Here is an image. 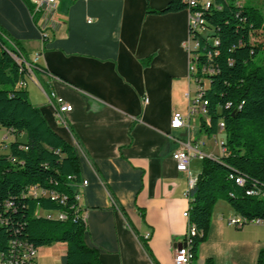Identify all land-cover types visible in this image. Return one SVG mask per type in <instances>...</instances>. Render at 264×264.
Masks as SVG:
<instances>
[{"label":"crops","instance_id":"0c3cea01","mask_svg":"<svg viewBox=\"0 0 264 264\" xmlns=\"http://www.w3.org/2000/svg\"><path fill=\"white\" fill-rule=\"evenodd\" d=\"M168 1L57 0L62 25L43 42L29 0H0V27L20 44L29 63L43 70L26 75L30 103L77 150L81 181L86 182L75 188L81 195L84 242L98 252L101 264H174L187 230L183 214L190 180L196 181L202 160L193 158L184 174L177 172L172 154L189 142L205 157L222 156L224 131L204 134L200 121L205 116L191 117L187 129L170 128L174 112L186 113L196 85L188 78L184 46L187 11L146 13V8L162 10ZM204 84L205 79V89ZM51 91L72 108L62 114L64 123L47 102L45 94ZM13 141L0 128V155L8 154ZM35 214L59 216L42 209ZM236 215L226 201L217 200L191 264L208 259L256 264L264 248V226H227L226 220ZM65 253V243L38 248L34 264H61Z\"/></svg>","mask_w":264,"mask_h":264},{"label":"trees","instance_id":"16d2710c","mask_svg":"<svg viewBox=\"0 0 264 264\" xmlns=\"http://www.w3.org/2000/svg\"><path fill=\"white\" fill-rule=\"evenodd\" d=\"M261 7L264 0H215L203 12L205 37L194 38L195 83L203 87V80L209 81L203 96L208 121L201 119L200 130L214 136L222 121L226 154L204 157L187 193L188 220L197 230L190 243L193 260L217 200L226 201L246 219H264V43L252 40L264 33ZM186 8L181 0H169L162 10L146 8V13L162 15ZM26 64L31 63L20 44L0 27V128L14 137L8 154L0 155V218L6 222L0 224V254L6 253L11 239L36 249L65 243L61 264H101L98 252L84 242L85 222L76 217L80 209L74 193L81 182L77 150L50 128L25 88L16 87L26 78ZM32 66L33 72L43 71ZM69 130L73 134L70 126ZM237 176L243 177V185L235 183ZM31 187L56 197H29ZM250 190L258 194H246ZM7 202L13 204L9 209ZM38 209L59 212L65 219L39 217ZM204 264L213 263L208 259ZM256 264H264V248Z\"/></svg>","mask_w":264,"mask_h":264},{"label":"built area","instance_id":"2783aa9c","mask_svg":"<svg viewBox=\"0 0 264 264\" xmlns=\"http://www.w3.org/2000/svg\"><path fill=\"white\" fill-rule=\"evenodd\" d=\"M186 5V11L188 14L187 26H188V39L185 43V49L188 53V78L193 84H195L194 90L191 94H188L187 98V109L186 113L182 114L180 112H174L170 120V128L173 130L187 129L189 127L187 121L193 116H205L206 122L208 118L206 116L205 106L207 102L203 99L204 88L198 86L195 83L194 73L195 66L193 64L194 55L192 52L197 47V41L194 39L196 34L202 35L207 31L206 21L203 18V12L207 11L211 6H214L215 0H181ZM31 9V18L35 23L40 39L43 42H47L50 39V34L53 35L56 28L62 25V22L58 19L57 10V0H29ZM17 63L23 62V60L16 58ZM27 73L33 71V66L31 64H26ZM25 80L19 81L16 87L19 89L25 88ZM47 102L51 106L53 112L58 117V119L64 123L62 119V114L71 111V106L65 103L62 98L58 97L53 91L49 94H45ZM143 102H146V98H143ZM224 125L222 121L218 123L219 131H223ZM201 143H197V145ZM221 154L225 155L226 151L223 147V142L219 143ZM205 156L199 152L196 146L192 147L190 143L183 144V148L175 151L172 154V159L175 162V167L177 172L188 174L189 166L193 158H198L202 160ZM195 181L190 180L189 187L193 186ZM235 183L238 185H243L244 179L241 176L235 177ZM86 185L85 181H81L77 187L83 188ZM246 194H258L257 191H247ZM27 196L29 197H51L55 199V194L43 191L36 187H31L27 191ZM81 195L74 193V199L77 202L79 208V200ZM11 202L5 204L6 208L12 207ZM77 211V210H76ZM183 216L187 219V230L184 236L183 244L180 245L176 250L173 257L174 264H191L193 261V256L190 252L191 238L197 234V230L193 224L188 220V209L184 212ZM77 218H80L85 222L84 217L81 212L77 214ZM51 219V218H49ZM57 219H65V216L59 213ZM5 221L0 218V224L5 225ZM226 225L236 228H241L247 224H255L264 226L263 218L256 219H246L242 215L237 214L236 216L226 220ZM148 236H145L147 238ZM37 255V249L27 244L25 242L19 241L17 239H11L9 242L8 250L4 254H0V264H34L35 257Z\"/></svg>","mask_w":264,"mask_h":264},{"label":"rangeland","instance_id":"374dc122","mask_svg":"<svg viewBox=\"0 0 264 264\" xmlns=\"http://www.w3.org/2000/svg\"><path fill=\"white\" fill-rule=\"evenodd\" d=\"M259 6H261V5H259ZM261 10L264 12V7H261ZM206 33H207V31H205L204 33H202V36L203 37H205L204 35H206ZM252 40L254 41H260V42H262V43H264V33H262V34H259V35H257V36H254L253 38H252ZM208 83H209V81L207 80V79H205V84H204V86H205V89L206 88H208ZM219 136L216 138L217 140H219V138H221V136H222V133H220V134H218ZM209 140L212 142L213 140H214V138L213 137H209ZM19 141H23V137H20L19 138ZM205 143H206V141H205ZM213 143V142H212ZM210 147H212V146H210ZM212 148H214V147H212ZM214 152L216 153V155H219L220 154V152H219V150L217 149V148H214Z\"/></svg>","mask_w":264,"mask_h":264}]
</instances>
